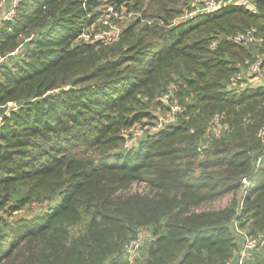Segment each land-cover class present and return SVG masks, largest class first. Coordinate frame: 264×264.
<instances>
[{"label": "trees", "instance_id": "trees-1", "mask_svg": "<svg viewBox=\"0 0 264 264\" xmlns=\"http://www.w3.org/2000/svg\"><path fill=\"white\" fill-rule=\"evenodd\" d=\"M139 1L19 0L14 17L0 21V106L10 104L0 120V264H119L123 245L144 226L150 238L133 264H224L237 246L232 220L249 234L264 233V141L257 136L264 87L233 94L223 84L246 60L264 65V44L228 39L252 27L264 36V0L147 27L131 41L129 25L118 37L124 45L80 38L105 7L134 9ZM167 1L183 9L190 0ZM181 7L163 10L179 15ZM171 73L196 116L123 148L121 131L154 119L145 103L156 78ZM223 111L252 119L194 164L206 127L198 132L195 118ZM140 181L159 193L116 194ZM241 189L239 207L195 212ZM41 193L58 200L33 216L13 215ZM85 195L88 222L70 234Z\"/></svg>", "mask_w": 264, "mask_h": 264}, {"label": "built area", "instance_id": "built-area-1", "mask_svg": "<svg viewBox=\"0 0 264 264\" xmlns=\"http://www.w3.org/2000/svg\"><path fill=\"white\" fill-rule=\"evenodd\" d=\"M19 0H0V21L10 20L15 15V8ZM228 4H242L249 8H254L252 0H190L182 9L179 16L172 22V25L183 22L199 14L209 13L218 8L225 7ZM128 16L124 7L119 9L109 6L105 8L97 21L85 27L80 35V38L85 42L93 43L100 42L103 44L110 43L118 39L121 28L120 24L126 20ZM235 44L248 46V45H261L264 44V36L260 35L256 28H248L242 32L234 34L228 38ZM217 39L213 40L210 44L211 48L216 46ZM1 61V57H0ZM245 69L240 70L230 76L224 86V89L233 94H238L244 89H257L264 87V65H262V58L255 60H246L244 62ZM178 88H170L169 90L160 94L156 100V113L157 121L152 130H148V134L156 132L157 130L175 124L178 120L177 116L187 120L188 116H184L181 104L177 95ZM143 100H146L144 98ZM248 123L249 120H244ZM131 130H134L133 132ZM227 124L222 123L219 115L213 116L208 122L202 137L209 138L219 137L224 132L228 131ZM128 131L129 135H126ZM144 130L137 124L126 130H122L123 148H133L135 141L145 135ZM134 142V144H133ZM200 151V147H197ZM241 182L245 184V179ZM231 229L237 238V246L232 252V257L224 264H244L253 252L264 248V233L249 234L245 229L240 228L235 220L231 221ZM143 243V238L140 233L134 238L129 240L123 245L122 260L119 264H133L135 258L139 256L140 248Z\"/></svg>", "mask_w": 264, "mask_h": 264}, {"label": "rangeland", "instance_id": "rangeland-1", "mask_svg": "<svg viewBox=\"0 0 264 264\" xmlns=\"http://www.w3.org/2000/svg\"><path fill=\"white\" fill-rule=\"evenodd\" d=\"M165 5L167 6V8H175V7L180 8L181 7V6H175L169 3L167 0H140L136 8L134 9L124 7V9L128 13V16L126 20H124V22L120 24L121 30L123 28H126L129 25L133 26L134 31H133V35L130 37V41H131L133 38H136L137 36H142L144 34L143 30H145V28L147 27L148 28H160V27L171 26L172 22L174 20L176 21V18L179 15L175 13L170 15L169 13H167L166 10H163V6ZM168 15L172 16V19L168 20L169 25H165L166 23L163 22V18L166 17L167 19H169ZM116 42H121L123 44V39L119 38L118 40H115L114 42L112 41V43H116ZM3 60L4 59L2 57L0 62H2ZM245 67H246L245 64H240L239 71L244 70ZM188 76H191V74H188ZM230 76H232V74ZM169 77H170L169 80H166L165 77L156 78L155 85H154L155 88L154 90H152V93H151L153 97H149L151 98L150 101L145 103L146 108L151 112L153 116H155L154 119H143L137 123V125H139L144 130L143 132L145 134L149 132L148 130H152L153 126H155L156 124V121H157L156 120L157 119L156 100L157 98L160 96L161 93L169 90L172 87L178 88V84L183 83L181 78L178 79V74L171 73ZM227 80L224 81L223 83L224 86ZM178 99L181 104L183 115L188 116V118H190V116L191 118L195 117L196 115L194 116L188 113L189 111L187 108L193 102L191 100V96H182V97L180 96V98L178 97ZM195 112H198V111H195ZM218 115L221 117L222 123L228 125L229 130L221 134L219 137L210 136L209 138H204V137L198 138L197 147H200V151H197V148H196L197 156L192 161L194 162V164H197L198 162L206 160L207 158L210 157L209 148H211L212 144H217L223 139L228 138L237 127H243V128L246 127L247 123H245L244 120L252 119L250 115H245L241 119V122H240V117L238 115H235V116L227 115L225 111H223L222 113H219ZM177 117L181 118V116H177ZM209 119H210V115L205 117V120H203L202 122H199V116L195 118V121L193 122V124L198 128V132H202V129L204 128V126L205 125L207 126L208 124L207 122L210 121ZM131 131L133 132L134 130H131ZM126 135H129L128 131ZM144 136L140 137L139 139L137 137L134 147L137 145L140 139L144 138ZM257 136L260 137L264 141V124L259 127ZM181 148L183 149L187 148L186 144H183ZM187 162L188 161L183 160L182 162H179L177 164H185ZM200 172L201 170L199 168L194 169V173L196 175H198ZM156 193L157 191L152 189L146 181H140V182L129 185V187L125 191H118L116 194L117 195L124 194L126 195L125 197H129V196L151 197ZM243 194H244V189H241L237 191L236 193L226 194L223 197H220L212 202L203 204L202 206L198 207L195 210V212L198 213V212H202L206 210H221L225 207H228L233 202L235 203L236 207H239ZM48 196L49 194L47 193H41L38 200L34 199L29 204L25 205L22 209L17 211V213H13V215L16 214L17 216L30 217L38 213H41L47 205L49 204L52 205L58 200L57 195L55 196L50 195L49 197ZM89 198H90L89 195H85L84 197L78 199L77 207L81 214V219L72 228L68 229L70 234H76V233L81 232L84 226L86 225V223L88 222L89 212L91 208H88V205L86 204V202L89 200ZM123 209L125 210L126 208L124 207ZM138 230L143 238V243L141 245V247L143 248L144 242H147L150 238V230L146 226L141 227ZM143 251H144V248L139 252L140 257L142 256ZM3 264H7V263H3ZM232 264H235V262H233ZM244 264H264V248H261L253 252L252 255L248 259L245 260Z\"/></svg>", "mask_w": 264, "mask_h": 264}, {"label": "water", "instance_id": "water-1", "mask_svg": "<svg viewBox=\"0 0 264 264\" xmlns=\"http://www.w3.org/2000/svg\"><path fill=\"white\" fill-rule=\"evenodd\" d=\"M10 104H5L3 106H0V120L7 115L9 111Z\"/></svg>", "mask_w": 264, "mask_h": 264}]
</instances>
